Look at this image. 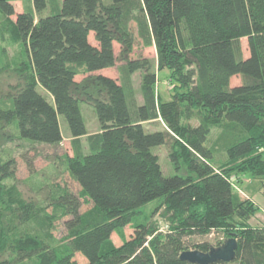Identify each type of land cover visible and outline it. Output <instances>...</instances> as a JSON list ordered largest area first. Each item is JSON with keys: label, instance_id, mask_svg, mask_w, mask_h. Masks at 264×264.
<instances>
[{"label": "trees", "instance_id": "trees-1", "mask_svg": "<svg viewBox=\"0 0 264 264\" xmlns=\"http://www.w3.org/2000/svg\"><path fill=\"white\" fill-rule=\"evenodd\" d=\"M17 1H33L38 19L24 11L14 21ZM0 14L25 56L18 84L0 105V128L58 145L64 117L73 152L68 171L80 186L58 200L72 218L61 247L37 238L13 246L0 215V256L11 253L0 264H82L77 255L84 264H193L180 255L209 252L230 238L238 240L230 263L264 264V226L251 222L259 208L233 180L250 175L263 181L264 193V0H0ZM138 41L156 49L158 71L149 58L129 59ZM120 57L119 80L101 73ZM160 71L172 85L167 101L156 90ZM138 72L140 102L132 78ZM79 75L87 77L78 82ZM235 76L241 83L232 86ZM83 103L94 108L101 132L89 134ZM214 127L222 130L208 144ZM161 146L173 176L153 153ZM219 155L228 160L217 165ZM156 200L153 214L166 231L156 221H135ZM40 211L22 201L17 217L44 223ZM129 226L130 236L115 245L113 234ZM213 232L221 234L216 242H193Z\"/></svg>", "mask_w": 264, "mask_h": 264}, {"label": "rangeland", "instance_id": "rangeland-1", "mask_svg": "<svg viewBox=\"0 0 264 264\" xmlns=\"http://www.w3.org/2000/svg\"><path fill=\"white\" fill-rule=\"evenodd\" d=\"M14 5L16 10V15L12 17L14 21L17 19V15L24 11H33L38 19L33 1H17ZM44 13H48V11L46 10ZM90 41L96 44L93 33L90 35ZM247 44V39H243L242 45L245 57L249 56ZM115 50L117 55H120L119 44H115ZM142 58L152 60L154 70L158 71L156 49L154 47L143 48L138 41L129 59ZM24 59L23 46L19 42H16L12 35L4 28V19L0 14V105L4 106L8 103V95L12 92L11 87L18 84L19 75L16 69L18 63ZM124 64L125 61L121 60L120 57L116 67L104 70L101 73L119 80V69ZM157 74L158 83L156 90L163 100L167 101L171 98L170 94L172 93V85L168 79V72L160 71ZM86 77L87 75H79L76 77V80L81 82ZM132 78L136 96L140 102L142 101L140 88L142 75L138 72ZM240 83V76L233 77L231 81L232 86L239 85ZM81 108L89 134L101 132V126L94 108L85 103L81 105ZM60 122L65 140L58 145H47L23 139L14 126L0 128V160L6 163V166L0 169V181L5 186L3 191L0 190V215H2V221L10 235V239L14 242L13 246L19 245L20 241L23 244L25 241L29 242L36 238L44 239L48 243L58 247L65 245L67 242L69 233L66 224L72 218L66 212L65 207L59 206L58 200H60V197L66 191L79 194L80 186L68 171L67 157L73 155L70 129L64 117H60ZM191 124L196 126L199 124V121L192 120ZM162 128H164L163 124ZM221 130L219 127L212 129L208 144H212L215 141ZM81 140L83 153H89L87 137H83ZM153 153L159 156L164 174L168 177L175 175V169L165 147H156L153 149ZM220 160L226 162L228 158H226V155H219L217 157V165ZM233 180L236 186L235 191L242 198L263 196V181L252 178L247 174L234 175ZM239 189H241V192ZM22 201L26 203L32 202L40 208L41 216L44 217V223H40L38 220L21 223L17 216ZM158 201L156 200L146 205L138 217L135 218V221H156L159 222L161 230L166 231L168 230L167 222L161 219L158 213L156 215L153 214ZM252 201L259 208V215L254 218L252 223L254 226H264V199L261 203L253 199ZM90 208L91 204L85 203L82 206L81 212L87 214ZM131 233L132 227H126L122 231L113 234L112 240L115 245L119 246ZM220 235L218 232H213L205 237H197L193 242L208 241L214 243L219 239ZM26 242L24 243L25 245H27ZM10 256L11 253L6 251L4 255L0 256V259H6ZM76 259L82 264L85 263V259L81 255H77Z\"/></svg>", "mask_w": 264, "mask_h": 264}, {"label": "water", "instance_id": "water-1", "mask_svg": "<svg viewBox=\"0 0 264 264\" xmlns=\"http://www.w3.org/2000/svg\"><path fill=\"white\" fill-rule=\"evenodd\" d=\"M238 250V240L230 238L221 247L211 248L209 252L199 250L184 251L180 259L193 264L230 263L235 260Z\"/></svg>", "mask_w": 264, "mask_h": 264}, {"label": "crops", "instance_id": "crops-1", "mask_svg": "<svg viewBox=\"0 0 264 264\" xmlns=\"http://www.w3.org/2000/svg\"><path fill=\"white\" fill-rule=\"evenodd\" d=\"M262 195L263 196H256V197H249V198H252L253 200H256V201H258V203H261V201L264 199V194H263V192H262ZM262 198V199H261ZM257 203V202H256ZM259 214L257 213V215L256 216H258ZM256 216H255V218H256ZM254 220V218L251 220V222ZM253 224V223H252Z\"/></svg>", "mask_w": 264, "mask_h": 264}]
</instances>
